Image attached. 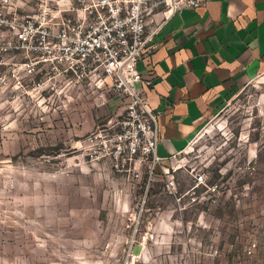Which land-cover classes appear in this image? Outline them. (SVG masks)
I'll use <instances>...</instances> for the list:
<instances>
[{"label": "rangeland", "instance_id": "1", "mask_svg": "<svg viewBox=\"0 0 264 264\" xmlns=\"http://www.w3.org/2000/svg\"><path fill=\"white\" fill-rule=\"evenodd\" d=\"M46 1L0 0V264H127L138 241L139 264H237L252 241L264 264V76L202 121L169 172L128 179L88 156L123 104L24 68L18 28Z\"/></svg>", "mask_w": 264, "mask_h": 264}, {"label": "built area", "instance_id": "2", "mask_svg": "<svg viewBox=\"0 0 264 264\" xmlns=\"http://www.w3.org/2000/svg\"><path fill=\"white\" fill-rule=\"evenodd\" d=\"M204 1L47 0L38 13L28 15L26 24L18 28L19 38L26 41V52L32 55L24 64L27 73L38 64L77 83L92 81L91 86L101 91V104L106 101L105 95H113L123 104L118 118H110L91 137L95 141L88 153L90 160L108 159L128 179H140L143 173L152 179L156 167L169 172L178 154L169 157L166 166L156 153L159 113L149 106L143 90L137 87L142 82L137 62L158 47L165 18L183 9L197 8ZM157 15L162 17L156 20ZM205 180L203 173L195 175L192 190ZM180 198L181 195L177 197ZM209 198L211 203L216 201L211 195ZM135 241L134 238L132 243ZM162 243V237L155 240V244ZM137 244L140 251L133 253L132 244L127 264H139L144 259L141 254L145 243ZM255 247L252 241L245 249L247 258L237 264H253ZM153 262L159 264L157 259Z\"/></svg>", "mask_w": 264, "mask_h": 264}, {"label": "crops", "instance_id": "3", "mask_svg": "<svg viewBox=\"0 0 264 264\" xmlns=\"http://www.w3.org/2000/svg\"><path fill=\"white\" fill-rule=\"evenodd\" d=\"M137 70V87L159 113L156 153L168 166L206 117L264 76V0H205L174 13L161 22L158 47L138 60ZM110 105L115 110L117 100Z\"/></svg>", "mask_w": 264, "mask_h": 264}]
</instances>
